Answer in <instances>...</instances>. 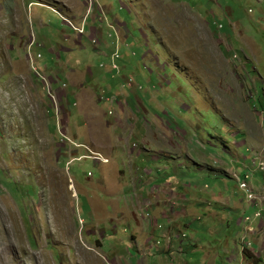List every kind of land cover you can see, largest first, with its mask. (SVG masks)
<instances>
[{"label":"rangeland","instance_id":"1","mask_svg":"<svg viewBox=\"0 0 264 264\" xmlns=\"http://www.w3.org/2000/svg\"><path fill=\"white\" fill-rule=\"evenodd\" d=\"M259 162L264 0H0V264H264Z\"/></svg>","mask_w":264,"mask_h":264},{"label":"built area","instance_id":"2","mask_svg":"<svg viewBox=\"0 0 264 264\" xmlns=\"http://www.w3.org/2000/svg\"><path fill=\"white\" fill-rule=\"evenodd\" d=\"M114 57H118V55L116 54V55H114ZM114 60V59H113ZM113 68L114 69H117V65L116 64H114L113 65ZM98 159V158H97ZM104 162H107V161H104ZM256 163H254V165H255ZM258 167L261 169V170H264V164L262 163V162H259V164H258ZM246 178H247V176H245ZM248 179V178H247ZM240 188L242 189V190H246V191H248V184L246 183V182H244V181H242L241 183H240ZM256 215L257 216H260V213H256ZM262 258H263V260H264V256H262Z\"/></svg>","mask_w":264,"mask_h":264},{"label":"crops","instance_id":"3","mask_svg":"<svg viewBox=\"0 0 264 264\" xmlns=\"http://www.w3.org/2000/svg\"><path fill=\"white\" fill-rule=\"evenodd\" d=\"M74 2H77V1H74ZM32 4H38V5H43L41 4L40 2H33L31 1L29 4H28V8L32 5ZM77 5V3H75ZM26 6V5H25ZM46 6V5H44ZM92 15V13L90 14V16ZM82 16V15H81ZM83 17V16H82ZM82 19H79L78 21H81ZM33 38V37H32ZM30 43L33 45V47H35L37 45V40H35L34 38L30 40ZM151 225L153 226V223H151ZM147 242V241H146ZM148 243V242H147ZM195 246V244H194Z\"/></svg>","mask_w":264,"mask_h":264},{"label":"trees","instance_id":"4","mask_svg":"<svg viewBox=\"0 0 264 264\" xmlns=\"http://www.w3.org/2000/svg\"><path fill=\"white\" fill-rule=\"evenodd\" d=\"M53 7V6H52ZM55 8V7H54ZM253 256L250 255V258H252Z\"/></svg>","mask_w":264,"mask_h":264},{"label":"clouds","instance_id":"5","mask_svg":"<svg viewBox=\"0 0 264 264\" xmlns=\"http://www.w3.org/2000/svg\"><path fill=\"white\" fill-rule=\"evenodd\" d=\"M263 259V258H262Z\"/></svg>","mask_w":264,"mask_h":264}]
</instances>
